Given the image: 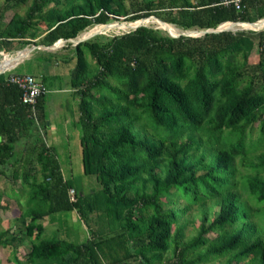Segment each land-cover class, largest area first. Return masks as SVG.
<instances>
[{
    "label": "trees",
    "instance_id": "obj_1",
    "mask_svg": "<svg viewBox=\"0 0 264 264\" xmlns=\"http://www.w3.org/2000/svg\"><path fill=\"white\" fill-rule=\"evenodd\" d=\"M28 1L0 26V50L35 38L40 22L48 47L112 16H155L183 31L264 20V0H243L241 12L223 0H79L66 8L61 0H5L4 8ZM41 53L46 65L75 62L67 85L78 100L82 169L100 199L87 204L45 140L47 92L24 104L9 81L24 73L0 74V176L9 198L26 197L19 219L31 241L24 262L13 253L17 264H264V152L255 154L264 147V29L172 37L140 26L80 42L68 56ZM38 78L48 89L50 77ZM256 124L260 142L247 145ZM209 202L218 210L207 223ZM192 207L201 218L184 240L179 219ZM71 211L82 220L101 211L108 233L81 243L49 238L42 221ZM10 233H0V246L19 240Z\"/></svg>",
    "mask_w": 264,
    "mask_h": 264
},
{
    "label": "rangeland",
    "instance_id": "obj_2",
    "mask_svg": "<svg viewBox=\"0 0 264 264\" xmlns=\"http://www.w3.org/2000/svg\"><path fill=\"white\" fill-rule=\"evenodd\" d=\"M144 0H126L127 6L133 3H140ZM60 8H66V6H70V4H75L80 2L79 0H61ZM30 5V1L26 2L23 5H20L15 8L5 9V0H0V26L3 28L6 23L9 21L11 16L14 13L24 14L27 8ZM131 6L129 10H132ZM153 18V17H152ZM262 20L257 21L261 22ZM132 23L130 21H126L124 17H119L115 19L112 16V20L106 24L107 28L116 26L120 27L123 24ZM135 23V21H133ZM256 23V22H255ZM170 25V24H169ZM103 25H93L86 28L83 32H81L76 40L81 38L82 33L88 31L91 28L102 27ZM139 26H145L151 29H154L158 33L163 36H171L168 31L161 29L157 23L148 21L147 23H143ZM178 32H186L181 28L176 27L175 25H171ZM225 29V27H222ZM231 29V28H228ZM264 29L263 25H258L255 27H245V26H235L231 29L233 32L237 31H252L258 32ZM134 29H124V30H107L100 29V31H93L91 34L85 37L83 42H106L110 40L112 37L121 35L123 33H127ZM181 30V31H180ZM189 31H200L198 29L187 30ZM36 37L26 38L25 41L12 42L10 51L6 52L3 48L0 50V61L5 59L7 56H14L16 53L26 49H30L32 46H43L41 45L42 39L46 34V25L42 22L37 26L36 29ZM90 33V32H89ZM68 42H65L62 46L55 49L54 51H47L44 49H34L27 53L26 58L16 66L17 62L15 61L8 68L7 72L11 73H24V74H32L37 77H41L45 74L55 73L57 71V78L50 79L48 82V89L46 93V104H45V116H46V138L45 140L53 145L58 153V158L61 163L62 172L67 178H71L73 180V184L76 187L78 194L87 198V204H90L93 200L95 201L99 198L98 192H100V186L96 182V179L92 175H85L82 169V161H81V147H80V136L81 130L78 124L79 112L78 109L73 106V99L69 96L71 93V89L68 87V81L70 79V70L74 66V60L68 63H53V65H46L42 60L40 61L38 58L47 57V55L41 52L53 53L56 56H68L72 52L73 44L71 47H67ZM59 44V43H58ZM89 59V58H88ZM46 65V67H45ZM16 66V67H14ZM10 69V70H9ZM61 88V90H57ZM60 106L61 110L58 109ZM78 115V116H77ZM77 116V117H76ZM261 134L258 130V124H256L252 131L248 132L246 137L247 145H253V143L260 142ZM264 145V142H263ZM264 147H260L257 151V154L263 153ZM238 164V161L236 160ZM242 172L245 171L242 169ZM40 177V176H39ZM10 193V185L6 183V181L0 176V194L2 195L1 203L6 205L9 203V209L6 211L0 210V233L6 230H9L11 235H16L19 240L8 244L5 247L0 246V264H17L16 260L13 258V253L18 257V259L22 262L25 261V253L31 247L30 239L25 236L24 230L20 224V213L21 209L24 208L26 203V197L24 195L20 196L19 201L16 202L15 198H9L7 194ZM95 195L97 197H95ZM185 204L179 205L183 207ZM208 208V218L207 223L211 222L212 216L214 212L218 210L217 205L214 203H208L206 207ZM100 216H97L96 211L89 213L83 220L80 218L79 214L76 211H71L67 213H58L54 215L51 220L46 218L42 221L45 229V234L50 236L49 238H63L68 241L74 243H81L86 241L91 237V233L96 230L101 234L108 233L104 223L102 212L100 211ZM96 216L97 221L93 220V217ZM95 218V219H96ZM201 215L196 207H192L187 211L186 214L180 217L179 225H181L184 229V240L190 239L197 233L199 220ZM102 226H101V225ZM96 228V229H95ZM19 229H22L19 230ZM56 233V234H53ZM53 234V235H52ZM58 234V236H56ZM11 237L10 235L7 237ZM166 257H169L170 254H165ZM227 257H220L219 259L213 260L209 263L203 264H225L227 262Z\"/></svg>",
    "mask_w": 264,
    "mask_h": 264
},
{
    "label": "built area",
    "instance_id": "obj_3",
    "mask_svg": "<svg viewBox=\"0 0 264 264\" xmlns=\"http://www.w3.org/2000/svg\"><path fill=\"white\" fill-rule=\"evenodd\" d=\"M223 6H233L238 12L244 8L243 0H223ZM10 83L16 84L22 91L21 100L24 104L34 106L37 99L47 92V88L42 80L31 74H12L9 77ZM71 201H75V191L70 190Z\"/></svg>",
    "mask_w": 264,
    "mask_h": 264
},
{
    "label": "bare ground",
    "instance_id": "obj_4",
    "mask_svg": "<svg viewBox=\"0 0 264 264\" xmlns=\"http://www.w3.org/2000/svg\"><path fill=\"white\" fill-rule=\"evenodd\" d=\"M148 21H150V23L151 22H154V23H157L158 24V26L161 28V29H163V30H165V31H168V33L170 34V35H178V34H180L181 32H178L176 29H174L171 25H169L168 23H162L160 20H158L157 18H155V17H151V18H149V19H144V20H142V21H135V23H129V24H123V25H121L120 27H116V26H113V27H110V28H107L106 26H102L101 28L100 27H95V28H91V29H89L88 31H86V32H84V33H82V35H81V38L80 39H78V40H85V37L86 36H88L89 34H91L93 31H95V30H97V31H100V29H107V30H113V29H117V30H124V29H129V28H131V29H134L135 27H137V26H139V25H142L143 23H147ZM264 24V21L262 20L261 22H258V23H255V24H252V25H249V24H247V23H242V24H237V25H233V24H231V23H225V24H223L222 25V27H225V28H233V27H235V26H245V27H255V26H258V25H263ZM140 27V26H139ZM181 31V30H180ZM90 32V33H89ZM187 32V31H186ZM184 33V32H183ZM62 45V43H59V44H57V46L59 47V46H61ZM29 50V48L28 49H26L24 52H20V53H16L14 56H5L6 58L5 59H3V60H1L0 61V67H1V65H5V67H6V70L5 71H7L8 70V68L12 65V63L13 62H15V61H20V60H22V58L27 54V52H29L28 51ZM18 61V62H19ZM15 67V66H14ZM1 69V68H0Z\"/></svg>",
    "mask_w": 264,
    "mask_h": 264
},
{
    "label": "water",
    "instance_id": "obj_5",
    "mask_svg": "<svg viewBox=\"0 0 264 264\" xmlns=\"http://www.w3.org/2000/svg\"><path fill=\"white\" fill-rule=\"evenodd\" d=\"M152 17H155V16H152ZM149 18H151V17H149ZM149 18H144V19H149ZM156 18V17H155ZM144 19H140V20H137V21H142V20H144ZM158 19V18H157ZM158 20H160V19H158ZM161 21V20H160ZM264 21V20H263ZM162 23H165V22H163V21H161ZM257 23V22H256ZM166 24V23H165ZM231 24H233V25H237V24H242L241 22H234V23H231ZM247 24H249V25H252V24H255V23H247ZM260 26V25H259ZM139 26H137V27H135L134 29H136V28H138ZM229 30H231V29H228V28H225V29H223L222 28V25H220V26H218L217 27V29H215V30H213V29H208V30H202V31H189V32H184V33H180V34H178V35H171L172 37H179V36H193V37H199V36H202V35H204V34H206V33H211V32H220V31H229ZM65 42H68V43H71V44H73V45H77V44H79L80 42H83V40H76V38L75 39H68V40H59V41H57L56 43H54L52 46H48V47H46V46H32L28 51L30 52L31 50H34V49H39V48H41V49H44V50H47V51H54L55 49H57V48H59L58 46H57V44L58 43H62V45L65 43ZM61 45V46H62ZM25 51V50H24ZM21 52V51H20ZM20 52H18V53H20ZM17 53V54H18ZM28 53V52H27ZM27 55V54H26ZM26 55L22 58V60H20L19 62H17V64H16V66L18 65V64H20L25 58H26ZM15 66V67H16ZM1 69H0V74H2V73H4V72H6L5 70H6V67H5V65H1V67H0ZM10 70V69H9ZM8 71V70H7Z\"/></svg>",
    "mask_w": 264,
    "mask_h": 264
},
{
    "label": "crops",
    "instance_id": "obj_6",
    "mask_svg": "<svg viewBox=\"0 0 264 264\" xmlns=\"http://www.w3.org/2000/svg\"><path fill=\"white\" fill-rule=\"evenodd\" d=\"M45 75L48 76V77H50V78L52 77V79H56L57 76H58V75H57V71H56L54 74L51 73V74H45ZM57 90L60 91L61 88L59 87V89H57ZM70 93H71V94H70L69 96L73 99V102H74V103H73V106H74L75 108H77V102H78V100H77V98L75 97V95L73 94L72 91H70ZM58 109L61 110L60 106L58 107ZM77 116H78V115H77ZM77 116H76V117H77ZM48 144H49V143H48ZM49 145H51V144H49ZM51 146H53V145H51ZM53 147H54V146H53ZM54 149L56 150L55 147H54ZM56 153H57V150H56ZM57 155H58V153H57ZM61 169H62V167H61Z\"/></svg>",
    "mask_w": 264,
    "mask_h": 264
}]
</instances>
